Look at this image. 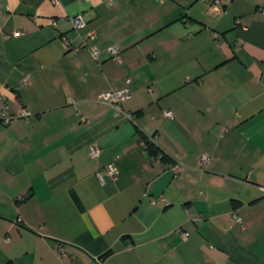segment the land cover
<instances>
[{"label": "crops", "instance_id": "obj_1", "mask_svg": "<svg viewBox=\"0 0 264 264\" xmlns=\"http://www.w3.org/2000/svg\"><path fill=\"white\" fill-rule=\"evenodd\" d=\"M211 1L0 0V264H264V0Z\"/></svg>", "mask_w": 264, "mask_h": 264}, {"label": "built area", "instance_id": "obj_2", "mask_svg": "<svg viewBox=\"0 0 264 264\" xmlns=\"http://www.w3.org/2000/svg\"><path fill=\"white\" fill-rule=\"evenodd\" d=\"M56 1L57 0H53V2H56ZM211 6H212V9H214V10L221 9V2H220V0H212L211 1ZM71 20H72L73 26L75 28H81L84 25V21H83L82 15H80V14H77V15L72 16L71 17ZM91 36H94V33H91ZM89 49H90L93 57L97 59L99 57V50H98V48H96L95 46H91V47H89ZM78 50H79V48H77V47L72 48V51L73 52H76ZM110 51H111V54L114 57L118 58V54H119L118 47L113 46V47L110 48ZM130 96H131V94H130V91L128 89L108 90V91H105V92L101 93L100 99L103 100L104 102H107V103L113 105L117 109V111L123 112V109L121 107V103L124 100H126L127 98H129ZM0 104L2 106H4V104H2V95L1 94H0ZM27 113H28L27 111L22 110L19 115H26ZM163 113H164V115H167V116H170L171 115V111L170 110H164ZM125 114H126V116L129 119H132L133 118V114L132 113L125 112ZM14 117H16V115H14V114H5V115H2L1 119H2V121L4 123H8ZM99 151H100V148L94 146L93 149H92V154L93 155H98L99 154ZM158 156H161V154H158ZM207 158H208V156L202 155L200 157L201 164L202 163L204 164L207 161ZM105 171L108 174H110L112 176H115L116 168H115L114 164L110 163V164L106 165ZM97 175L99 177H101V171H97ZM186 235H187V233H186ZM59 250H60V248H59Z\"/></svg>", "mask_w": 264, "mask_h": 264}, {"label": "trees", "instance_id": "obj_3", "mask_svg": "<svg viewBox=\"0 0 264 264\" xmlns=\"http://www.w3.org/2000/svg\"><path fill=\"white\" fill-rule=\"evenodd\" d=\"M147 143H148L147 146L150 149V152L155 153V155H156V153L159 152L158 149L156 147H154V145L151 142L147 141Z\"/></svg>", "mask_w": 264, "mask_h": 264}, {"label": "water", "instance_id": "obj_4", "mask_svg": "<svg viewBox=\"0 0 264 264\" xmlns=\"http://www.w3.org/2000/svg\"><path fill=\"white\" fill-rule=\"evenodd\" d=\"M24 228H27L26 226H24ZM28 229V228H27Z\"/></svg>", "mask_w": 264, "mask_h": 264}]
</instances>
